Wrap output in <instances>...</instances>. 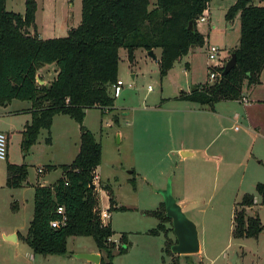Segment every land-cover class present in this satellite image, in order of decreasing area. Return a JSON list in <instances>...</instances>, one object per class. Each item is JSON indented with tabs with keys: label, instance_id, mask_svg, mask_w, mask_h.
<instances>
[{
	"label": "rangeland",
	"instance_id": "1",
	"mask_svg": "<svg viewBox=\"0 0 264 264\" xmlns=\"http://www.w3.org/2000/svg\"><path fill=\"white\" fill-rule=\"evenodd\" d=\"M35 1L36 32L41 39L66 37L70 29L80 24L81 0ZM234 2L211 0L210 15H204L207 21L197 24L205 44L179 58L162 80L156 60L148 52L138 49L134 63L130 64L126 51L120 49L118 80L123 86L115 94L114 109L85 111L82 125L93 133L102 149L97 172L105 183L97 180L93 184L97 188L109 184L118 205L127 208L110 213L112 239L118 243L121 233H126L129 242L127 253L116 255L113 264H169L168 255L161 252L164 235L150 234L158 220L144 213L156 210L163 202L159 191L168 181L174 198L185 200L183 212L196 224L201 241L203 255L191 256V262L264 264V231L256 239L232 236L237 203L245 193L256 196L251 182L255 176L251 152L253 149L256 152L260 145L249 137L241 116L242 106L229 104V110L215 116L205 106L175 99L180 91L188 92L195 85L214 81L208 78L211 64L207 59L208 47H216L217 57L225 64L229 60L240 34L239 14L231 21L225 19ZM253 3L264 7V0H253ZM5 7L9 12L23 14L24 0H6ZM156 53L159 55L160 50L156 49ZM20 102L13 101L9 109ZM234 113H239L237 122L232 119ZM113 116L117 117L118 124L113 122ZM79 135V125L68 116L59 115L50 132L42 130L28 152L21 149L19 136L10 140L8 158L0 161V264H87L79 259L82 255L79 253L95 248L91 237H70L67 255L43 257L32 255L23 240L16 245L5 242L1 235L12 227L26 235L33 217V192L22 193L21 188L6 187L7 164L26 165L27 179L33 183L38 169L54 165V170L44 176L47 185L53 184L61 174L60 166L70 164L77 155ZM48 136L50 144L45 143ZM184 148L194 154L183 158L180 149ZM260 148L264 151L263 145ZM260 170L264 172V165ZM132 178L134 186L130 182ZM99 200L100 211L106 209L103 190L99 192ZM249 214L259 215L264 226V206L258 204ZM165 227L167 238L173 242L172 226ZM27 253L35 259L31 260ZM179 262L186 261L179 257Z\"/></svg>",
	"mask_w": 264,
	"mask_h": 264
},
{
	"label": "trees",
	"instance_id": "2",
	"mask_svg": "<svg viewBox=\"0 0 264 264\" xmlns=\"http://www.w3.org/2000/svg\"><path fill=\"white\" fill-rule=\"evenodd\" d=\"M210 2L81 0L80 24L70 29L66 37L43 40L36 32L35 0H24L23 14L7 11L6 0H0V106L12 100L31 103V118L22 132L21 149L28 152L41 130L50 132L55 115L68 116L79 125L80 131L78 153L70 164L60 166L62 176L52 185L34 186L33 217L22 237L34 256L67 255L70 237H91L102 253L99 264H113L116 255L127 253V234L121 233L116 244L111 240L114 234L111 223L103 224L100 220L99 193L91 188V183L101 163L102 149L93 133L82 125L85 111L114 109L112 87L118 81L120 49L126 51L130 64L135 61L136 50L159 49L158 69L162 80L179 58L193 48L202 47L205 37L198 31L197 21ZM237 14L240 34L230 52V57L232 54L236 57L235 66L225 76H221L224 67L220 68L212 83L207 81L188 92L180 91L176 100L213 110L219 102L241 100L244 88L260 84L264 68V7L255 5L253 0H235L225 19L231 21ZM51 64L57 67L55 78L48 85H39L37 71ZM112 120L118 124L116 116ZM45 142L50 143L49 136ZM6 176V187L21 188L27 178V166L7 164ZM130 182L134 186L135 179ZM100 189L107 194L109 212L127 210L123 206L115 208L109 184ZM255 193L264 206V184L257 183ZM254 201V194L245 193L237 203L233 214L234 239H256L264 231L257 214H246V209L255 205ZM58 207L63 208L65 223L52 228L50 223L62 216L57 213ZM144 213L158 220L150 234L164 235L162 252L171 258L169 264H181L179 257L185 259V264H195L190 261V255L171 253L176 240L167 238L165 225L172 226V222L165 216L163 202L156 210Z\"/></svg>",
	"mask_w": 264,
	"mask_h": 264
},
{
	"label": "crops",
	"instance_id": "3",
	"mask_svg": "<svg viewBox=\"0 0 264 264\" xmlns=\"http://www.w3.org/2000/svg\"><path fill=\"white\" fill-rule=\"evenodd\" d=\"M209 11H210V9L208 6V10L205 11L204 15H206V14L210 15ZM208 20H209V18H208ZM239 26H240V24H239ZM30 32L33 33L32 29H30ZM237 43H238V41H237ZM135 52H137V50ZM152 54H153V56H151V57L154 60H156V63L158 64L160 54L157 55L156 49L152 50ZM148 55H149V52H148ZM188 67H189V65L187 63L186 68H188ZM56 74H57V67L55 64L43 66L37 71V77L41 79V81L43 82V85H48L55 78ZM133 77L134 76H132V78ZM259 80H260V84L252 86L248 89L247 88L243 89V97L242 98L245 99V102H242L241 100H239V101H222V102L215 104L213 110H210L207 108L208 113L215 115V116H220L222 112L225 113L226 110L230 109L228 106L229 104L237 103V104H240L242 106L243 115H241V114L240 115L242 116L243 123L245 124L247 131L249 132V137L253 143L260 144L259 147L256 149V152L254 151V149L251 152V154L254 158V163H255L253 166V169H254L253 171L255 172V176H252L251 182H253L252 184L255 186L257 183H263L264 184V172H262L260 170L262 165H264V151H262L260 148L261 145L264 146V68L260 74ZM13 101H15V100H12L10 103H8L4 106H0V132L4 133L7 137V148H8L7 158L9 155L10 140L14 136H19L20 138H22V132L25 129V125L29 123L30 118H31V115H30L31 103L30 102L21 101L20 104H15L12 109H9L11 106V103H13ZM224 104H225V106H224L225 108L219 109V107L220 106L222 107V105H224ZM59 115H61V114H59ZM59 115H55L53 117L51 128L54 124V120ZM62 116H66V115H62ZM232 119L235 122H237V120L239 119V113H234V115L232 116ZM21 128H22V130H20ZM79 138H80V135H79ZM18 140L19 139H17V141ZM50 143H51V138H50ZM78 150H79V147H78ZM182 153H184L185 155L182 156L181 155ZM192 154H194L193 151H190L189 149H185V148L180 149V156H182L183 158L192 156ZM48 166H54V165H46L45 166L46 169H43V173L37 175L35 183L31 182L30 180H28L26 178L25 183L21 187L22 193H25L27 191H32L34 194V186H36V185L48 186L45 183V177L44 176L46 175V173H49V172L54 170V169L48 170L47 169ZM254 167H256V168H254ZM97 171H98V167L96 168V171H95V176L98 178L97 180L100 183H105L104 181H102V178L98 175ZM61 176H62V172H61L60 176L57 177L56 180H58ZM56 180H55V182H56ZM49 185H52V184H49ZM95 189L98 191V193L102 190V189L97 188V187H95ZM172 194H173V191H172ZM106 199H107L106 208H108L109 203H108L107 194H106ZM23 201H25V200L23 199ZM176 201L181 206V208L183 210V208L185 207V200L183 198H179ZM254 202H255V205L253 207L246 209V213H248L247 216H250L249 213H252V211L255 209V207H257L258 204L260 205V198L258 199L257 195L255 196ZM22 205L24 206L23 202H22ZM118 207H120V206L118 205L117 200H115V208H118ZM17 208H18V204H17ZM109 219H112V217L110 216ZM108 222H110V220ZM1 235H2V239L5 242L14 243L16 245H18L22 242V239L19 238V235H22V237L25 236V234L21 233V231H19V229L17 227H12V229H10L9 231L2 232ZM198 237H199V235H198ZM111 240L114 241L112 239V237H111ZM115 243H117V242H115ZM199 243H200V251H199L198 255H200L199 257L201 258L203 255V252L201 249L202 245H201L200 240H199ZM162 249H161V252H162ZM30 252H31V250H30ZM73 253H75V252H73ZM27 254L31 258V260L35 259V257L32 256L33 255L32 252H31L32 255L29 253H27ZM79 254L96 255L99 257V261H100V258L102 256V253H100L96 247L91 248L88 251H83ZM191 256H193V255H191ZM79 259L86 261L87 264H96L94 262L88 261V260L80 258V257H79ZM169 259L171 260L170 257H169ZM170 260H169V263H170Z\"/></svg>",
	"mask_w": 264,
	"mask_h": 264
},
{
	"label": "water",
	"instance_id": "4",
	"mask_svg": "<svg viewBox=\"0 0 264 264\" xmlns=\"http://www.w3.org/2000/svg\"><path fill=\"white\" fill-rule=\"evenodd\" d=\"M189 29L192 30L191 24L189 25ZM149 55L153 56L152 51H149ZM235 63L236 57L232 54L230 59L226 62L221 76L227 75L235 66ZM36 81L39 85H43V82L39 78H37ZM181 155L184 156L185 154L182 153ZM91 188L95 189V185L93 183H91ZM159 192L162 195L165 216L172 222V230L176 240L175 244H173L170 248L171 253L177 256H191L198 254L200 251V243L196 224L187 218L181 206L173 197L171 181H168L166 187ZM79 257L99 264V257L96 255L84 254Z\"/></svg>",
	"mask_w": 264,
	"mask_h": 264
},
{
	"label": "built area",
	"instance_id": "5",
	"mask_svg": "<svg viewBox=\"0 0 264 264\" xmlns=\"http://www.w3.org/2000/svg\"><path fill=\"white\" fill-rule=\"evenodd\" d=\"M207 19L203 15L200 17L197 21L198 22H206ZM219 54V50L214 47L210 46L207 49V59L211 64L208 65V78L210 80H215L217 76H219L218 70L220 68H223L225 66V61H222L220 58L217 57ZM123 86V83L118 80L116 84L112 87L114 95L117 94L120 91V87ZM148 90H151V87H148ZM242 102H245L244 98H241ZM7 159V137L4 133L0 132V161H5ZM38 174L43 173V168H40L37 170ZM97 177L95 176L93 179V183L97 181ZM57 213L62 215L60 220L53 221L50 223L52 228H56L59 225H63L65 223V217L63 216V208L58 207ZM100 220L103 224H106L110 218V212L108 211V208L100 211ZM117 244V243H116Z\"/></svg>",
	"mask_w": 264,
	"mask_h": 264
}]
</instances>
